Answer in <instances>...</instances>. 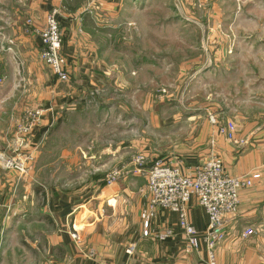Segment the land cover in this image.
Masks as SVG:
<instances>
[{
  "label": "rangeland",
  "instance_id": "obj_1",
  "mask_svg": "<svg viewBox=\"0 0 264 264\" xmlns=\"http://www.w3.org/2000/svg\"><path fill=\"white\" fill-rule=\"evenodd\" d=\"M72 1V5H82V8L90 13L97 11L102 2V0ZM121 2L122 6L112 11L117 18H121L120 22L124 23L118 27L121 31L113 29L115 24L120 23L119 20H114L109 25L112 33L110 31L105 34V31L99 30L92 33L89 30L90 36L88 35L92 42L96 40L98 42L94 41L95 43L103 46L102 55L105 59L112 64H122L121 70L118 65L112 67L110 75H106L107 72L104 74L109 69L104 64L99 69V73L102 70V75L97 80L99 88L94 90L95 96L101 97L100 101L105 105L110 102L109 94H113L112 100L116 99L125 105L124 110H127L129 118L126 130L128 161L122 168L125 170L116 171L120 172V176L112 183L110 181L114 168L112 170L109 165L111 167L109 172L102 170L104 172L102 177L95 180L91 173L102 167L98 163H90L88 158L89 153L103 155L105 145L109 147V144L112 146L118 144L113 130L98 127L76 135L70 129L63 130V127L53 131L42 130L39 121L43 117V107L40 104L39 107H33L34 99L31 96L39 91L37 88L39 84L31 79L27 80V77L36 74L48 75L58 83L67 84L59 82L41 61L40 32L44 27L34 28L31 19L25 21L23 19L20 23L17 22L18 30L14 29V32L12 29L15 26H8L9 21H6V18L0 20V25L5 28L8 35L4 36L0 30V264L50 263L51 247L43 237L44 228L34 222L39 218L37 207L54 203L58 198L55 193L61 188L71 192V189H90L96 185L116 186L124 175L144 178L141 175H133L132 172L136 169L133 163L137 157L143 156L149 164L152 163L156 147L169 150L168 145L182 138L183 140L191 138L193 143L190 145H195L194 139L202 136L201 128L204 122L208 121L216 130L221 122L226 123L227 118L231 120V115L218 114H221L219 111L224 106L232 105L233 97L239 90L238 83L234 81L241 76L247 78L245 75L249 73L250 68L246 66L248 60L252 58V53L264 58V0H121ZM67 5L71 3L65 0L64 7L67 8ZM53 10L55 8L49 12ZM106 11H100V14L104 16ZM104 17L99 18L100 26L104 24L102 20H106ZM89 18H91L89 15L85 18L88 23L91 22ZM25 38H34L37 44L38 66L36 70L30 68L31 72L28 71L26 60L19 52V48L25 51L26 45H23ZM106 38L113 43L110 52L106 51L109 44ZM85 53L83 50L79 54L81 60L88 58L94 60L96 57L95 52ZM222 54L224 56L221 58ZM216 59L222 68H216L212 64V60L214 62ZM200 62L203 63L202 66L199 65ZM227 66L230 68L226 69ZM68 67L70 71V66ZM219 69L224 70V78L218 81L216 72ZM260 71L262 72V68ZM14 76H17L16 84ZM25 76L27 81H24ZM10 77L14 82L13 90L21 93L22 89L25 94L10 95L11 89L8 87ZM43 83V88L46 85L51 86L44 81ZM121 84L120 89L118 86ZM242 99L245 106L243 110L249 112L251 105L246 102L247 97L244 96ZM14 104L22 108L21 115L13 114ZM150 109L158 112L161 119L163 130L161 137L164 135L171 137L172 142H168L166 138V144H155L156 136L153 137L148 119L150 116L148 117L147 110ZM33 110H40L42 116L35 126L30 128L28 113ZM136 118L141 119L139 123H135ZM212 120L218 121L216 126L212 124ZM88 137H94L96 145H91ZM162 140L161 138L160 141ZM212 140L218 143L216 136L208 138V145L205 147L208 149L207 156L213 149ZM215 151L218 152V144ZM203 162L193 167L176 166L187 172ZM88 191L84 190V194L78 196L84 202L89 198ZM69 197L65 195L63 199ZM28 203L38 205L36 207L33 205L31 209L29 217L33 221L31 224L22 220L24 212L15 208L17 205ZM55 218L51 211L45 215V219H48L46 229L48 236L56 229L53 221Z\"/></svg>",
  "mask_w": 264,
  "mask_h": 264
},
{
  "label": "crops",
  "instance_id": "obj_2",
  "mask_svg": "<svg viewBox=\"0 0 264 264\" xmlns=\"http://www.w3.org/2000/svg\"><path fill=\"white\" fill-rule=\"evenodd\" d=\"M64 1L3 0L0 2V20L6 18V21H9L8 26H15L12 29L14 32L18 30L17 27L23 19L24 21L31 19L32 27L42 29L47 13L53 8L59 9V21L64 33L63 54L67 56L71 69L69 71L70 81L64 85L51 78L52 76L39 74L31 75L27 77V80L31 79L39 84L37 86L39 91L34 92L35 95L31 96L34 99L33 107L40 105L43 107V117L39 121L43 131L60 130L63 127V130L70 129L76 135L82 131L106 127V129L115 132L118 144H114V146L109 144V147H113V149H109L108 145H105L103 155L89 153L88 161L98 163L102 167V169H96L91 173V177L96 180V178L102 177L104 170L107 172L111 167L112 170L114 168V172L120 169L125 170L122 168L128 161L126 130L129 118L127 110H124L125 105L117 102L116 99L113 101L111 93L109 94L110 102L105 105L100 101L101 97L95 96L94 91L95 88H99L97 80L102 75V70L99 73V69L104 64L109 68L104 72V74L107 72L106 75H110L112 67L117 65L121 70L122 64H112L107 58L105 59L102 55L103 46L95 43L96 40H93V43L88 37V35L90 36L89 30L92 33L95 30L105 31L106 34L111 31L109 25L112 21L119 20L120 22L121 18H117L112 11L114 8L121 7L122 2L121 0H102L98 12L90 13L86 12L82 5H72V0H68L71 5H67L68 7L65 8ZM100 11H106L104 12L105 17L100 14ZM88 15L91 17L89 23L85 20ZM101 17L108 20V22L102 20L103 26L98 24ZM122 24H124L122 21L119 25L115 24L113 29L121 31L118 27H121ZM0 30L4 36H8L5 33V28L1 25ZM106 40L109 43L107 46L105 45L106 51L110 52L113 43L108 38ZM23 45H26L25 51L19 48V52L26 60L28 71L30 68L36 70L38 55L35 39L25 38ZM83 50L86 53L95 52V59L81 60L79 54ZM223 56L224 54L221 58ZM202 64L199 65L202 66ZM212 64L216 68H222L217 59L214 62L212 60ZM228 67L226 69L230 68ZM246 67L250 68L248 69L249 73L245 75L247 78L241 76L234 81V83H238L239 90L233 97L231 107L224 106L219 111L221 114H218L219 116H225V114L232 116L231 120L228 118L226 120L233 123V136L239 141H245V147L239 151L235 150L234 145L226 137L218 136L219 126L215 130L207 121L202 124V136L199 139H194L195 145H190L193 143L191 138L188 140L182 138L181 142L177 141L168 145L170 146H167L169 150H161L156 147V152H153L152 155L154 157L152 162L160 160L173 165L193 167L206 159L208 155V149L205 148L208 145L207 140L211 136H216L218 153L229 175L243 177L250 176L254 172L261 175L262 178L255 181L251 188L240 191L239 210L236 215L229 217L224 240L219 244L216 252L219 264H264V58H261L257 53H252V58L248 60ZM38 70L40 69L38 68ZM223 71V69L217 70L218 81L224 78ZM198 75L199 73L196 76ZM13 78H15L16 84L17 76ZM13 78L10 77L8 84L11 89L10 95L25 94L26 92H23L22 89L21 93H16L13 90ZM43 81L51 86L46 85L43 88ZM118 87L121 89L122 84ZM244 96L248 99L246 101L248 105H251L249 112L243 110L245 106L242 98ZM14 105L13 114L21 115L22 108ZM147 112L148 117L150 116L148 118L151 124L150 129L154 134L153 137L156 136L155 144H166V138L169 140L168 142H172L171 137L168 138L166 135L161 137L163 130L158 112L153 109L147 110ZM214 117L219 119L217 116ZM140 120L136 118L135 123H139ZM212 122L215 126L216 122L218 123L217 120H212ZM161 138L162 141H160ZM56 139L64 142L62 139L65 138ZM87 140L91 145H96L94 137H88ZM90 149L92 148H88V150ZM109 156H112L111 159L108 158ZM146 184V179L142 177L124 175L116 186L96 185L90 189H71V192L61 188L59 192L55 193L58 198L56 201L53 200L54 203L37 207L39 218L34 222L44 228L45 236L43 237L51 247L52 260L48 264H205L207 261L206 247L202 244L200 251L187 252L184 244V227L179 216L175 213L158 209L156 218L152 222L154 232H171L172 235L169 238L159 241L154 237L149 239L143 237L141 213L147 204L149 191ZM84 190H89L87 194L89 198L85 202L81 200V197H78L84 194ZM65 195L70 197L63 199ZM33 205L28 203L15 206L24 212L22 220L29 224L33 222L29 218ZM36 206L38 205H34V207ZM48 211L56 216L53 220L56 229L51 233V236H48L46 230L48 219H45V215ZM187 218L198 233L201 234L205 231L208 225V216L196 198H192L190 202ZM49 223L52 224L51 221ZM247 230H251L253 233L244 238L242 235ZM73 234H76L78 238H71Z\"/></svg>",
  "mask_w": 264,
  "mask_h": 264
},
{
  "label": "built area",
  "instance_id": "obj_3",
  "mask_svg": "<svg viewBox=\"0 0 264 264\" xmlns=\"http://www.w3.org/2000/svg\"><path fill=\"white\" fill-rule=\"evenodd\" d=\"M41 61L52 72L54 77L62 83H68L69 62L63 54V33L59 23V11L49 12L46 16L44 30L40 32ZM42 112L33 110L28 113V126L34 127L40 120ZM234 125L231 122L220 124L218 135L226 137L235 150L239 151L246 146L243 140H237L233 136ZM217 143L212 140V152L204 162L194 168L186 170L179 166L155 160L150 163L146 157H137L133 165V175L143 176L147 182L148 199L141 213L144 238H156L164 241L169 238L171 232L159 233L152 229V222L156 218L158 209L167 210L179 216L184 227V244L187 252H198L204 244L207 250L205 264H219L217 250L224 240L228 219L237 214L240 206V191L251 188L261 175L258 172L243 176L233 177L224 167L223 160L215 151ZM236 151V152H237ZM120 172L111 175L110 183L119 178ZM192 198H196L198 204L208 216V225L203 233H198L189 223L187 218L188 208ZM253 232L247 230L242 236L248 237ZM71 238H78L73 234ZM130 254V250L128 251Z\"/></svg>",
  "mask_w": 264,
  "mask_h": 264
}]
</instances>
